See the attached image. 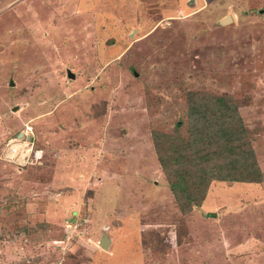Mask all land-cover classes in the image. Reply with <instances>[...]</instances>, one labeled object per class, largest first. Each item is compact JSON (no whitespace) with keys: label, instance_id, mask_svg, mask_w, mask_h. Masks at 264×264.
<instances>
[{"label":"rangeland","instance_id":"1","mask_svg":"<svg viewBox=\"0 0 264 264\" xmlns=\"http://www.w3.org/2000/svg\"><path fill=\"white\" fill-rule=\"evenodd\" d=\"M214 95L262 178L182 212L153 136ZM0 264H264V0H0Z\"/></svg>","mask_w":264,"mask_h":264},{"label":"trees","instance_id":"2","mask_svg":"<svg viewBox=\"0 0 264 264\" xmlns=\"http://www.w3.org/2000/svg\"><path fill=\"white\" fill-rule=\"evenodd\" d=\"M195 99L190 100L192 120L186 138L164 132L153 136L158 161L182 212L201 204L213 178H262L253 150L243 140L245 131L235 104L222 95L205 104L202 96Z\"/></svg>","mask_w":264,"mask_h":264},{"label":"water","instance_id":"3","mask_svg":"<svg viewBox=\"0 0 264 264\" xmlns=\"http://www.w3.org/2000/svg\"><path fill=\"white\" fill-rule=\"evenodd\" d=\"M225 17H227L228 18V20H229V15H226ZM224 19V18H223ZM220 21H222V19L220 20ZM230 21H231V19H230ZM22 135V132H20L19 134H18V136H21ZM109 243H110V241H109V238L108 237H106V236H103L102 238H101V240H100V244H101V246H103L104 248H107L108 246H109Z\"/></svg>","mask_w":264,"mask_h":264},{"label":"bare ground","instance_id":"4","mask_svg":"<svg viewBox=\"0 0 264 264\" xmlns=\"http://www.w3.org/2000/svg\"><path fill=\"white\" fill-rule=\"evenodd\" d=\"M230 16V15H229ZM224 18V19H223ZM223 18H221L222 19V21H220L221 23H226V22H230V19H232V17L230 16L229 17V20H228V18L227 17H223Z\"/></svg>","mask_w":264,"mask_h":264},{"label":"clouds","instance_id":"5","mask_svg":"<svg viewBox=\"0 0 264 264\" xmlns=\"http://www.w3.org/2000/svg\"><path fill=\"white\" fill-rule=\"evenodd\" d=\"M22 136V135H21Z\"/></svg>","mask_w":264,"mask_h":264}]
</instances>
